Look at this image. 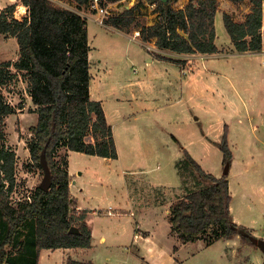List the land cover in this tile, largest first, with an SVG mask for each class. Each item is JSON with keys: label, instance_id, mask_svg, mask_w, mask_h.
Masks as SVG:
<instances>
[{"label": "rangeland", "instance_id": "1", "mask_svg": "<svg viewBox=\"0 0 264 264\" xmlns=\"http://www.w3.org/2000/svg\"><path fill=\"white\" fill-rule=\"evenodd\" d=\"M51 1L56 6L78 11L86 20L91 45L89 62L92 74L95 76L99 60L107 72L109 69L113 71L106 81H97V78L94 80L93 94L104 101L106 120L109 125H113L122 155L118 161L105 162L95 155L82 154L78 158L80 153L75 152L72 161L74 170L86 172L85 178L87 175L99 178L100 186L107 192L111 191L107 183L112 175L111 171H117L121 176L120 170H123L122 182L114 185L129 186L124 197L131 198L137 203V207L134 205V219L115 215L108 218L102 215L103 218L97 217L102 220L95 223L105 233L118 234L117 241L126 246L132 245L135 230L139 233L147 231L150 235L148 241L134 240L137 251L134 248L121 249V253L113 254L97 248L95 252L82 250L83 254L78 250L77 253L70 254V257L74 260L93 259L96 264H114L118 260L123 264H264L262 251L238 236L209 242L204 238L208 237L207 234L204 239L181 243L176 235H171L167 220L169 207L176 201L170 196V191L174 189L176 192L181 188L177 199L184 197L189 190L201 189L207 183H198L184 169H188L189 164L180 147L189 151L207 173L219 178L225 175V168L217 143L222 139L225 128L228 147L232 152L226 174L230 186L231 218L239 227H245L252 237L264 240V51L253 54L234 50L222 23L224 13L230 15L233 21H242L250 11V4L217 0L218 11L214 18L217 53L181 57L172 56L166 51L162 53L175 59L185 58L188 63L182 69L181 65L155 59L160 51L153 41L142 43L140 36H136L140 27L149 26L156 21V6L148 0H100V7L105 13L91 8L90 4L77 9L74 0ZM16 3L19 4V0H0V10ZM186 3L187 0H170L171 6L176 10L185 7ZM132 8H135L132 16H127L125 11ZM15 10V19L21 20L26 15L25 10L18 5ZM85 15L102 19V26L113 28L118 33L100 26L97 20L87 22ZM112 18H131V21L126 27L115 28L109 26ZM17 56L15 39H6L0 34V62H13ZM146 59H152V62L147 63ZM10 71L15 72L13 68ZM161 74L169 90L163 96ZM140 77L141 80L146 79L147 85L152 87L145 98L162 105L175 104L173 109H176L177 115L184 113L186 120L178 131L182 142L180 145L166 137L164 141L161 136L158 137L156 120H151L153 127L147 131L144 127L138 129L142 139L146 141L143 144L147 149L143 152L137 147L140 145L138 140L130 139L127 134L135 123L128 120L123 125L117 116L129 104L128 95L122 92L120 85L124 86ZM26 88L27 83L22 75L0 88L6 101L15 110L5 117L4 132L6 146L17 156L14 170L16 187L12 195L16 201L25 198L28 192L38 187L44 176L40 169L32 166L27 148L31 138L30 129L36 125L37 116ZM118 98L121 102L116 101ZM174 116L176 119L175 113ZM129 123L132 124L131 127ZM152 134L155 138L153 140ZM86 141L92 143L93 139L89 137ZM67 153L63 148L56 150L55 161L61 162L64 157L68 158ZM178 162L181 171L174 168V163ZM153 184L157 186L151 187ZM158 184H167L171 190L158 187ZM114 197L110 193L100 196L99 207L106 210L108 206L116 207ZM104 212L101 211V214ZM137 218L139 221L136 226L134 221ZM47 254L43 253L41 264H62L61 251L54 253L49 260L46 258ZM140 256L143 260H140Z\"/></svg>", "mask_w": 264, "mask_h": 264}, {"label": "trees", "instance_id": "2", "mask_svg": "<svg viewBox=\"0 0 264 264\" xmlns=\"http://www.w3.org/2000/svg\"><path fill=\"white\" fill-rule=\"evenodd\" d=\"M74 1L79 9L93 0ZM148 1L156 6L157 18L149 26H139L142 43L153 41L159 51L180 57L217 53L214 23L217 0H187L179 10L171 6L170 0L166 4L160 0ZM228 1L250 4V11L240 22L233 21L226 13L222 15L234 50L253 54L264 51V0ZM19 4L27 10L21 20L14 18L17 3L0 10V34L6 39L14 38L18 47L15 61L0 62V88L18 75L27 83L26 93L37 116L27 148L32 166L41 171V157H45L51 185L47 191L36 187L21 200L12 197L17 156L5 144L4 119L15 110L0 90V264H37L42 249L90 248L87 211H75L68 187L67 158L56 162L55 153L63 148L65 154L79 152L110 160L118 158L102 104L90 99L86 20L78 11L56 6L51 0H19ZM135 8L125 14L132 16ZM130 21L131 18H112L109 26L122 28ZM157 58L181 65L182 69L188 63L185 58L165 55ZM10 68L15 72L11 73ZM89 137L92 143L86 141ZM217 145L222 152V165H229L232 152L225 128ZM182 151L189 164L184 169L198 183H207L201 189L189 190L171 205L168 215L171 233L184 244L208 234L204 238L209 242L238 236L253 245L247 237L251 236L250 232L231 218L227 176L216 178L202 169L188 151ZM175 168L182 170L180 162ZM72 227L78 229L77 234L69 233Z\"/></svg>", "mask_w": 264, "mask_h": 264}, {"label": "crops", "instance_id": "3", "mask_svg": "<svg viewBox=\"0 0 264 264\" xmlns=\"http://www.w3.org/2000/svg\"><path fill=\"white\" fill-rule=\"evenodd\" d=\"M14 2H16V1H14ZM18 7H21L23 10H25L24 12L27 14V10L23 5L18 4ZM85 17L87 19V22L89 20H91L93 22H95L94 20H97L94 17H92L91 15H89V16L85 15ZM97 22H98V20H97ZM100 26H102V25H100ZM86 27H87V25H86ZM102 27H104L106 29L109 28V30L113 33H118L113 28L105 27V26H102ZM88 30L89 29L87 27V41H88V45L90 47V52H91V45L89 43ZM146 48H148V47H146ZM90 52H89V55H90ZM163 52L166 53L165 51H163ZM163 52L160 51V53L157 54V56H163L164 55V54L162 55ZM169 54H171V53H169ZM89 55H88V63H90L89 62ZM171 55L174 56L173 54H171ZM171 55H168L167 57H169ZM155 59L159 60L157 57ZM159 61L163 62L165 60H163V61L159 60ZM146 62L150 63V62H152V59H146ZM165 62H167L168 64L172 63V64L177 65L176 63H173L170 61H165ZM98 63H99V67L96 70L95 76L92 74V71H91L92 68H91V63H90V69H89L90 99L101 102L102 107H103V111L105 113V117H107L104 106H103L104 101L100 96H96V94L95 95L93 94V86H95L94 80H96V78H97V81H100L101 79H104V81H106L107 78H110V74L112 76L113 71H112V69H109V71L107 72L106 69L104 68V66L101 64L102 62L100 60ZM141 78L142 77H140V79L135 80L133 82H127V84H125L124 86L120 85V89L122 90V92H124V94L128 95L129 104L127 106V109L126 110L121 109L119 114H117V116L119 117V120L121 121V123L123 125L128 120L132 121V123H135V125H133V126H132V124L129 123V126L130 127L132 126V127H131V129H129L127 134H129L130 139H132V140L137 139L138 140L140 145H137V147H138V149H140V152H143L145 150V148L147 147L143 144L146 141H144L142 139L141 132L138 131V129H141L140 127H144L147 131L148 129L153 127L151 120H156L158 122L156 125H157V127H159V130L156 133L158 135V137L161 136L163 141L166 137L167 139L172 140V142L180 145V143H182V142L180 141V136L178 134V131L180 130V126H182L186 120L185 115H183L184 113L182 114L180 112L181 115H177L178 113H177L176 109H173V106L175 104H165L163 102L165 105L164 104L162 105L160 103H155V102H152L151 100H148L147 98H145V94H149L151 92L152 87L150 85H147L148 81H145L146 79L141 80ZM161 79H162V96H163L165 91H169V90L165 84L166 80L164 79L163 74H161ZM124 100H125V98L122 100V102H124ZM116 101H120V99L118 98V99H116ZM174 113L177 116L176 119H175ZM108 125H109V123H108ZM109 126H111V128L113 130V125L110 124ZM137 133L139 134V136H137L138 135ZM112 134L114 135V140H115L116 150L118 153V158L117 159H111V160L118 161L120 159L122 153L118 147V143L116 140V135L114 133V130H113ZM165 134H166V136H165ZM152 136H153V134H152ZM153 138H154V136L151 138V140H153ZM129 149H130V151H132L131 147H129ZM180 149L182 151L183 148L180 147ZM73 153L74 152H68L67 153L68 154L67 171L69 172V175H70V182H69L68 187H69V191H70V195L72 197L73 203L75 205V207H74L75 211L76 212H81L83 210L87 211V216L85 218V222H86V225L89 228L90 233H91V243H90L91 247L90 248H77V249L59 248V250L42 249L41 252L39 253L37 264H41L43 253H46V254L48 253L46 255L47 256L46 258H47V260H49L50 257L54 253L61 251L62 252V264H69L68 261L89 262L92 264H96V263H94L93 259L74 260L70 257V254H75V253H77L78 250H80V253H82V254H83L82 250L95 252V250L97 248L104 249V250H106L110 253H113V254H114V252H120L121 253V249L132 250V248H134L135 251H137V246L134 245V243H133L134 240L137 242L148 241L150 239L149 232L145 231V233H139L135 230V234L133 235L132 245L126 246V245H123L117 241L118 237H119L118 234L116 235V234H112V233H105V232H103L102 229L98 228V224L95 223L98 220H102V219H97V217H99V216H100V218H103L102 215L103 216L106 215L105 217H108V218L113 217V215H115L117 217L127 216L128 218L129 217L130 218L132 217L133 219L135 218L136 212H134L133 209H135L134 205L137 207V205H136L137 203H134L133 200H131V198L124 197L125 191L127 190V188H129V186H116V185H114V184H118L119 182L120 183L122 182V180L124 178V177L122 178V174H124V171L120 170L121 176H119L117 174V171H114V170L111 171L112 175L110 177V180H108V182H107L110 185V187H108V188L111 191L107 192L104 189V187L100 186L101 181L99 178H97V179L96 178H90L88 175H87V178H85V174H87L86 172L76 171V169L74 170V164L72 161L74 158ZM189 154L191 155L190 152H189ZM81 157H82V153H80V155H78V158H81ZM103 159L105 162L111 161L110 159H106V158H103ZM174 168H175V163H174ZM216 178H218V177H216ZM150 186L155 188L157 185L153 184V186L152 185H150ZM158 187L165 188L166 190L168 189V191L171 190L170 188L167 187V184L166 185L165 184H158ZM229 190H230V186H229ZM93 192H94V194H93ZM170 192H171L170 196H172L175 200H177L180 197L179 195L181 192V188H180V190L177 189L176 192L174 191V189ZM109 193L111 195L115 196L114 197V199H115L114 203H115L116 207L111 208L110 206H108L107 207L108 209L106 210L105 208L99 207V205H98L99 200L98 199H100L99 198L100 196L103 197L104 194L108 195ZM95 194H98L99 196H96ZM177 196H179V197L176 199ZM170 199H171V197H170ZM169 209H170V207H169ZM101 211L102 212L105 211V212L103 214H101ZM109 213H112V215H109ZM138 221H139V218H137L134 221L135 225H136V223H138ZM170 233H171V229H170ZM171 235L173 237L175 236L172 233H171ZM140 260H143L142 256H140ZM172 263L174 264V262H172ZM114 264H123V263L118 260L117 262L114 261ZM156 264H158V263H156Z\"/></svg>", "mask_w": 264, "mask_h": 264}, {"label": "water", "instance_id": "4", "mask_svg": "<svg viewBox=\"0 0 264 264\" xmlns=\"http://www.w3.org/2000/svg\"><path fill=\"white\" fill-rule=\"evenodd\" d=\"M162 1L164 4H166L167 0H160ZM41 166H42V172L44 173V176L38 186V188H40L43 191H47L50 188L51 185V173L49 172V168L48 165L46 163L45 157L42 156L41 157ZM224 174L226 175L228 173V165L224 166ZM70 234H77L78 233V229H76L75 227L70 228L69 230ZM248 240L251 241V243L256 246L258 249H260L262 251V253L264 254V240L262 239H256L252 236H247Z\"/></svg>", "mask_w": 264, "mask_h": 264}, {"label": "built area", "instance_id": "5", "mask_svg": "<svg viewBox=\"0 0 264 264\" xmlns=\"http://www.w3.org/2000/svg\"><path fill=\"white\" fill-rule=\"evenodd\" d=\"M90 6L91 8H95V10L97 9L100 13H105V11L100 7L99 0H93L92 2H90ZM98 23L100 25H103V20L102 19L98 20ZM138 35H139V32L136 33V36ZM109 215H112V213H109Z\"/></svg>", "mask_w": 264, "mask_h": 264}]
</instances>
